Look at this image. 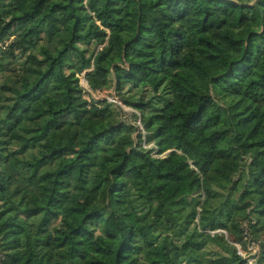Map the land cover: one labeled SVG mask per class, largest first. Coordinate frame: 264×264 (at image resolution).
<instances>
[{"label":"trees","instance_id":"trees-1","mask_svg":"<svg viewBox=\"0 0 264 264\" xmlns=\"http://www.w3.org/2000/svg\"><path fill=\"white\" fill-rule=\"evenodd\" d=\"M254 1L0 0V264H264Z\"/></svg>","mask_w":264,"mask_h":264},{"label":"built area","instance_id":"built-area-1","mask_svg":"<svg viewBox=\"0 0 264 264\" xmlns=\"http://www.w3.org/2000/svg\"><path fill=\"white\" fill-rule=\"evenodd\" d=\"M84 74L85 72H82L80 75H79V78L80 76H82V79L85 81L84 79ZM81 79V81H82ZM86 82V81H85ZM80 85L82 86L83 90H84V93H85V98L87 100H90L91 98L93 99V95H94V92L96 93H101L100 91H93L90 89L89 85L87 84L86 82V85L83 86V84L80 82ZM89 95V96H86V95ZM106 97L105 99L108 101V102H111L119 107H121L123 110H124V117L127 118L130 114V108L129 107H126L124 105L123 102H121L114 94V90H109V91H106ZM91 99V100H92ZM95 101V100H93ZM128 115V116H127ZM141 120L140 118H137L136 121H135V125H137L138 129L142 131V135H143V148L144 149H150V148H154V150H152V155L153 156H158V157H162L164 156L165 153L163 154H158L157 155V148H156V145L154 143H147L144 139V135H145V132L141 126ZM189 165L191 168H193L194 170H196V167L193 165L192 162H189ZM207 233H209L210 235H216V234H223V235H226V231L222 230V229H216V230H206ZM251 235H250V231L247 227L246 224H244V227H243V241L247 244V247L246 249L247 250H242L241 246L238 244V243H234L236 249H237V254L240 255L242 258H244L247 262V264H256V260H257V256H258V253H259V243L257 241H252L251 240Z\"/></svg>","mask_w":264,"mask_h":264},{"label":"rangeland","instance_id":"rangeland-1","mask_svg":"<svg viewBox=\"0 0 264 264\" xmlns=\"http://www.w3.org/2000/svg\"><path fill=\"white\" fill-rule=\"evenodd\" d=\"M4 17L3 16H1L0 15V24H2L3 22H4ZM13 36H11V38H12ZM8 43V41H5V45ZM81 79H82V76H80V82L83 84V86H85L86 85V82L82 79V81H81ZM107 91H109V90H107ZM106 91H102L101 93H96V92H94V95L92 96L93 97V99L92 100H95V101H97V100H101V99H105V97H106ZM86 96H89L88 94L86 95ZM90 99V100H91ZM125 105V104H124ZM126 106V105H125ZM126 107H128V106H126ZM128 116V115H127ZM129 118V117H128ZM136 121V120H135ZM135 121H134V123H135ZM132 122V121H131ZM133 123V124H134ZM141 123V126H142V128H143V130H144V132H147V130H145L144 129V125H143V123H142V121L140 122ZM135 125V124H134ZM245 126V129L247 130V133L250 135V137H251V139L252 140H258V139H260L262 136H263V134H264V122H262V123H260V124H255V123H253V122H249V123H247V124H245L244 125ZM136 127H137V125H136ZM138 128V127H137ZM133 134V129H131V131L129 130V133H128V136H131ZM154 142V141H153ZM150 143H152V142H150ZM142 148H143V145L141 146ZM144 149V148H143ZM246 155V154H245ZM12 182L13 183H17L18 182V178L15 176L14 177V179L12 180ZM244 227V226H243ZM217 236L218 235H220V234H216ZM216 235H213V236H216ZM225 236V238L226 239H228V234H226V235H224ZM219 237V236H218ZM254 241H258V240H254ZM234 243H238L240 246H241V248H242V250H247L246 249V247H247V244L242 240V242H231V244H232V246L235 248V251H236V253H237V249H236V247H235V245H234Z\"/></svg>","mask_w":264,"mask_h":264},{"label":"water","instance_id":"water-1","mask_svg":"<svg viewBox=\"0 0 264 264\" xmlns=\"http://www.w3.org/2000/svg\"><path fill=\"white\" fill-rule=\"evenodd\" d=\"M257 0H255L254 2H256Z\"/></svg>","mask_w":264,"mask_h":264}]
</instances>
